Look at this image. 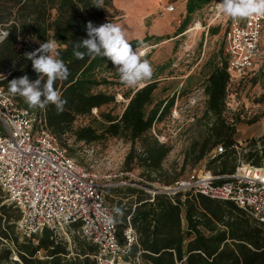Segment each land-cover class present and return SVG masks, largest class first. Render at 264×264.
Wrapping results in <instances>:
<instances>
[{
    "label": "trees",
    "instance_id": "obj_1",
    "mask_svg": "<svg viewBox=\"0 0 264 264\" xmlns=\"http://www.w3.org/2000/svg\"><path fill=\"white\" fill-rule=\"evenodd\" d=\"M189 1L186 5L188 13H192L198 6ZM206 2L208 0L199 3ZM116 14L113 0H103L100 7H96L94 0H0V34L8 33L0 40V73H7L0 77V85L7 91L9 81L14 78L27 75L30 80H36L38 75L24 54L46 40L57 41L61 58L70 70L67 80L54 85L67 101L64 110L58 112L51 104L44 109L31 108L19 95L15 100L33 114H40L47 131L65 149L69 136L83 145L107 138L123 139L130 144L122 171L140 170L141 180L135 185L107 187L104 193L112 208L117 206L123 210L115 223L118 242L124 243L123 233L130 226L135 241L129 255L133 259L137 257L140 264H264V224L233 202L212 200L192 192L173 198L161 193L151 197L146 191L155 189L151 186L153 183L171 185L179 179L177 175L170 176L162 167L170 147L149 133L161 115L171 109L173 100L165 105L160 103L147 112L156 89L155 83H148L123 95L128 101L120 115L104 112L102 108L115 105V94L97 91L99 87L112 85L98 74L105 66L112 65L111 61L88 55L78 60L72 54L74 43L87 38L88 21L99 26ZM186 25L182 22L178 34ZM151 39L155 37L129 42L135 49L140 47V41L144 44ZM232 83L224 55L213 65L203 83L205 111L214 121L187 154L195 162L208 157L206 170L217 176L232 174L240 154L233 138L235 123L228 124L223 116L227 90ZM92 110H97L104 128L100 131L90 126L74 128L76 119L90 115ZM259 144V149L256 143L249 146L241 159L253 166H264V136ZM218 147L223 152L211 158L210 154ZM11 208L0 206V264H97V248L77 234L78 225L72 226V248L50 229L31 238H21L11 223ZM18 217L16 212L14 221ZM3 243L7 246L1 247ZM39 253L43 255L38 256ZM12 254L16 260H11Z\"/></svg>",
    "mask_w": 264,
    "mask_h": 264
},
{
    "label": "rangeland",
    "instance_id": "obj_2",
    "mask_svg": "<svg viewBox=\"0 0 264 264\" xmlns=\"http://www.w3.org/2000/svg\"><path fill=\"white\" fill-rule=\"evenodd\" d=\"M200 1L190 0L189 3L198 8L188 13L187 0H113L117 14L109 22L120 25L129 41L142 40L146 36L155 37L144 43L145 47H138L144 53L143 58L151 63L153 76L135 87H127L120 82L113 65L105 66L98 74L112 84L111 87L97 89L115 94V105L102 108V111L112 115H120L124 110L128 101L123 97L124 94L133 93L148 83H155L156 89L147 112L160 103L165 105L173 100L171 109L161 115L149 133L170 147L162 167L170 176L177 175L179 178L207 168L208 157L195 162L187 154L194 142L201 141L214 121L205 111L203 83L213 65L225 55L224 34L229 20H232L219 11L217 3L220 0H208L202 4ZM170 5L174 7L173 12L166 11ZM184 21L187 24L185 30L178 34L179 26ZM260 45L264 53V30ZM258 68L255 76L234 81L225 99L223 116L228 124L235 123L233 138L240 159L254 143L259 149V140L264 136V64ZM85 126L100 131L105 124L97 110H92L90 115L78 117L74 122V128ZM65 143L67 153L76 163L96 174L102 183L135 185L141 180L140 170L132 173L122 171L124 158L130 150V144L123 139L107 138L83 145L75 143L73 137L69 136ZM151 186L157 189L162 185L153 183ZM152 190L146 189L147 192ZM2 205L12 207L0 193ZM10 214L13 223L16 215L13 207ZM72 228L60 231L58 235L70 248L73 247ZM3 246H7V243H3ZM42 255L39 253L38 256ZM15 258V254H12L11 260Z\"/></svg>",
    "mask_w": 264,
    "mask_h": 264
},
{
    "label": "built area",
    "instance_id": "obj_3",
    "mask_svg": "<svg viewBox=\"0 0 264 264\" xmlns=\"http://www.w3.org/2000/svg\"><path fill=\"white\" fill-rule=\"evenodd\" d=\"M166 11L173 12L174 7L170 5ZM263 30L264 16L229 20L224 54L231 82L255 76L258 66L264 64L260 45ZM5 75L0 73V77ZM0 90V193L19 215L13 221L16 233L31 238L50 229L59 235L78 225L77 234L97 248V264H140L137 257L129 255L135 241L131 227L124 231V243L120 244L115 224L106 226L101 222L105 214L113 215V208L105 200V188L125 184L102 183L58 144L40 114L18 105L15 96L1 85ZM222 152L218 147L210 157ZM189 192L233 202L264 224V166H253L238 158L232 174L217 176L204 169L148 193L151 197L161 193L173 198Z\"/></svg>",
    "mask_w": 264,
    "mask_h": 264
},
{
    "label": "clouds",
    "instance_id": "obj_4",
    "mask_svg": "<svg viewBox=\"0 0 264 264\" xmlns=\"http://www.w3.org/2000/svg\"><path fill=\"white\" fill-rule=\"evenodd\" d=\"M94 2L96 7L103 4V0ZM217 7L222 14L233 20L252 15L264 16V0H220ZM86 33L87 38L74 43L72 54L76 59L82 60L85 55L107 58L114 66L120 82L127 87H135L152 78L153 67L140 51L145 45L140 41V48L134 49L120 25L106 22L96 26L88 21ZM7 35L8 33H4L3 37L6 38ZM24 57L31 61L38 78L34 81L27 75L14 78L8 83V93L19 95L31 108L44 109L51 104L58 112H62L67 101L54 85L57 81L67 80L70 70L61 58L57 41L46 40L35 50L26 52ZM112 213L113 215L105 214L102 217L101 222L106 226L115 224L116 218L123 215V210L114 206Z\"/></svg>",
    "mask_w": 264,
    "mask_h": 264
}]
</instances>
